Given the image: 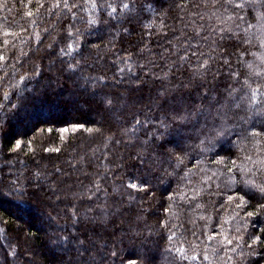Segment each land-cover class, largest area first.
<instances>
[{"label": "trees", "instance_id": "trees-1", "mask_svg": "<svg viewBox=\"0 0 264 264\" xmlns=\"http://www.w3.org/2000/svg\"><path fill=\"white\" fill-rule=\"evenodd\" d=\"M55 2L0 0V54L6 57L0 61V182L7 185L19 177L29 193L23 198L24 203L19 200L14 202L9 197L0 200V229L4 230L0 232V264H80L76 241L72 237L84 239L85 236L109 248L115 244L120 250L116 264H128L129 260L141 264L145 257L150 264H208L203 259L205 252L213 264H264V247L254 245L249 249L244 243H250V238L255 235L264 239V213L253 217L245 215L246 211L256 210L257 201H250L244 208L229 204L227 195L233 194L238 186L229 188L226 184V169L223 165L212 163L217 159L213 153L200 154L196 148L199 143L196 131L190 123L180 125L172 122L176 105L168 101L162 105L159 103V92L165 88L174 92V98L182 96L188 107L201 103L199 93L205 89L216 97L219 105H228L230 108L233 100L240 102V95L248 91L242 88L244 77L249 75L245 64L251 63L255 71L264 72V62L260 59L264 56V48L259 43L260 38L264 37V30L259 27L248 29L247 39L251 41L248 45L229 39L220 41L216 37L220 47L225 48L230 55V65L226 66L220 58L219 48L212 50L211 40L223 27L234 28L235 25L232 21L221 24L212 15L216 12L223 20L228 13L213 8L211 0L207 5L202 0H190L189 7L184 11L177 7L181 0H132L134 9L126 16L95 27L87 24L89 12L80 7L74 8L72 11L76 13V18L73 19L63 7L62 0L59 8L53 7ZM191 4L201 6L191 8ZM188 11L200 13L204 18L193 15L188 20ZM252 11L245 8L239 14L255 23L250 15ZM28 12L32 15H26ZM91 15H100V12L98 10ZM180 16L188 21L189 27L183 29L186 34L191 35L194 25L204 26L202 35L209 36V40L201 41L198 47L212 60L206 79L196 80L189 89L175 91L174 86L188 83L191 77L189 66L184 64L181 67L177 57L170 55L172 49L169 41L183 27L177 22ZM69 22L85 33L81 38V71L75 76H103L105 79L97 91L115 99L114 114L106 112L102 106L74 102L82 91L78 86L81 83L70 80L71 77L62 71L60 60L52 55L68 42L65 37ZM161 23L166 28L157 31ZM123 28H127L128 32L124 33ZM118 29L121 30L120 35L116 36ZM5 32L14 35L6 36ZM37 34L40 39L36 38ZM53 38L58 42L50 49L48 45L53 43ZM93 45H99V48ZM141 48L146 50L141 52ZM241 50H244L242 61L237 58ZM129 53L131 60L136 62L132 72L118 59ZM180 54H183V50ZM54 60L55 63L49 68L47 65ZM173 61L176 63L170 69L169 79H157V76L169 71L168 65ZM197 62L195 58L192 59L193 64ZM232 72L240 73V76L234 78L230 74ZM21 76L25 79L21 80ZM249 83L252 87L264 85V77L250 75ZM196 85L202 87L197 89ZM231 87L241 89L234 98L228 96ZM261 91L264 92V87ZM240 103L241 108L235 110L238 113L236 126L229 137L232 141H237L236 133H240L242 140L247 134L245 130L260 131L264 127V118L261 117L252 121L255 129L252 123L240 120L239 116L249 115L248 98ZM219 105L213 102V108ZM252 107L264 109V103L258 102ZM81 109L86 110L85 115L72 114ZM56 112L58 115L54 116ZM136 119L144 121V124L138 127L133 136L132 125ZM161 120L171 124L167 132L160 127ZM204 123L205 118L200 117L196 127ZM76 124H83L84 128H74ZM87 129H100V132H89ZM125 129L129 130L127 134L123 131ZM160 133H164L163 137L156 140L155 136ZM257 139L262 141L264 147V135ZM16 140L22 142L21 147L10 151ZM165 141L170 142L165 149L157 147ZM243 143L244 151L238 152L233 148L231 159L239 157L238 164L251 169L248 175L260 183L264 181V172L259 170L258 163L253 164L252 161L264 158V151H257L251 142ZM46 148L59 151L45 152ZM182 152L188 156L184 166L176 169L175 157ZM137 153H141L144 158L142 164L139 160L131 159ZM245 155H250L252 161H245ZM197 161L201 162L193 168ZM185 168L192 169L187 177ZM37 172L41 174L39 177L35 175ZM235 175L239 179L240 174ZM141 180L150 186L148 191L125 187L108 197L115 214L110 215L105 224L97 225L71 215L73 204L78 205L82 213L84 208L104 202V190L111 194L114 183L139 184ZM93 181L101 183L102 190L92 201L77 200L72 196L73 192L84 191ZM194 187L204 189V194L194 202L181 201L177 197L176 215L168 218L163 209L170 203L169 195L186 192L191 196L188 189ZM37 200L42 202L43 213L38 211L36 213L39 216L35 217L31 212L35 210ZM14 203H20L31 213L26 216L28 222L22 219L24 213L13 214V210L16 211ZM197 203L203 207L197 208ZM138 216L141 219L138 220ZM38 217L44 221L39 222ZM164 219H168L166 228L160 225ZM205 224L208 225L207 229L203 228ZM217 225H222V228ZM205 231L221 235L209 241L202 234ZM193 232L196 233L195 237ZM173 233L174 238L169 240L168 237ZM53 234L69 239L66 243L53 244L48 239ZM223 236L233 240L226 251L219 245ZM238 237H243V240ZM181 245L186 248L188 255L196 254L197 258L180 260L176 248ZM193 245L198 247L194 248ZM213 249L217 251L214 253ZM65 255H69L70 259H66ZM108 264H112V261L109 260Z\"/></svg>", "mask_w": 264, "mask_h": 264}, {"label": "snow or ice", "instance_id": "snow-or-ice-1", "mask_svg": "<svg viewBox=\"0 0 264 264\" xmlns=\"http://www.w3.org/2000/svg\"><path fill=\"white\" fill-rule=\"evenodd\" d=\"M63 7L71 13L72 18H76V13L72 11L74 8L80 7L83 11H87L90 13V18L87 20V24L90 27H95L101 23H106L109 20H118L121 17L126 16L134 9V3L132 0H82V4L80 0L77 2L70 3L69 0H62ZM190 0H181V3L177 4V7L180 8L181 11H184L186 8L189 7ZM209 0H202L204 5H207ZM211 4L213 8L217 11L222 9L223 13H228V15L224 16V19L221 20L220 16L216 15V12H213L212 15L216 17V19L223 24L225 21H232L235 27L225 26L220 29L214 38H212L211 43L213 45L212 50L216 51L219 48L221 53L220 58L222 59L224 65H230V55L227 54L226 49L220 47L217 43V38L220 41L225 39L235 40L239 44L248 45L250 44V40L247 39V31L248 29L259 27L260 29L264 30V0H211ZM82 5H86L87 7H83ZM41 7L43 5H40ZM61 6V0H56L53 4L54 8H59ZM200 4H191V8H198ZM245 8H250L253 11L250 15L253 16L255 23L250 22L244 15L239 14L240 10ZM99 10L100 15H91ZM254 13V14H253ZM188 20H191L193 15L198 16L200 19H203L204 16L200 13H193L192 11H188L187 13ZM26 15L31 16L32 13L28 12ZM238 21V23H236ZM178 23H181L183 27L179 31L178 35L173 36V39L169 41L171 45V53L170 55L176 56L177 60L180 63V66L183 67L184 64L189 66L191 71V77L188 83H182L178 87L174 86L175 91H179L180 88L189 89L193 86L196 80H204L206 79L209 70H210V61L212 57H206L203 52L199 50V44L201 41L207 42L209 40V36L202 35L204 31V26H193L191 35L186 34L183 29L188 28L189 24L188 21L185 20L184 16L178 17ZM244 25V27H241ZM145 27H150V25H146ZM166 28V25L161 23L159 29ZM121 30H117L116 36L120 35ZM122 31L124 33L128 32L127 28H123ZM242 33L244 35H242ZM4 35H14L10 32H5ZM85 35L84 32L80 31L78 28H74L71 23L69 22L67 29H66V37L65 39L68 41L64 47H60L58 51H54L52 55L59 59L62 65V71L67 73L69 77L75 76L77 72L81 71L82 66V58H80V51H81V38ZM37 39H40L39 34L36 36ZM195 41V44L193 43ZM55 38H53V43H50L48 47L50 49L54 48L55 43H57ZM111 42V41H110ZM7 43V41H5ZM260 46L264 48V37L260 38L259 40ZM187 45V47H185ZM94 48H99V45H93ZM146 48H141L140 51H145ZM183 50V54H180ZM67 57L68 59H64ZM244 57V50L239 51L238 60H243ZM195 58L198 62L193 64L192 59ZM6 57L0 54V61L5 60ZM122 63H124L129 72L133 71V66L136 63L135 61L131 60V53L127 54L125 57H118ZM261 61L264 62V56L260 57ZM55 63V60L53 61ZM176 62L173 61L171 64L168 65L169 71L163 72V75L157 76V79L167 80L170 77V69ZM143 67V65H141ZM245 67L249 69V75L244 77L242 88H246L248 91H245L243 95H240V102L244 101L248 98V112L249 115L239 116L238 118L242 120L244 123H252L256 119V117L264 118V109H254L252 106L259 103H264V92L261 91V88L264 85L258 84L256 87H252L249 83V76L254 75L257 77H264V72L262 71H255L254 66L251 63H246ZM121 72L124 71L123 68L120 69ZM234 78L240 76V73L232 72L230 73ZM21 80L25 79L24 76L20 77ZM79 79L83 80V84H78V81H74L77 83L79 88L82 90L79 92L78 97L76 99V103L83 104L86 106H91L93 104L102 106L106 112L113 113V110L116 105V101L113 97L109 96L108 94H100L97 91L99 85L104 81L103 76H98L95 78L82 76ZM197 89L202 87V85H196ZM241 89L236 87H231L228 96L230 98H234ZM199 95L201 96V103L199 105H195L193 107H188L184 104L183 97L180 96L178 98H174L175 94L173 91L169 89H162L159 92V97L161 98L159 103L162 105L164 101H168L169 103H173L176 107L173 109V116L172 122H178L180 125L191 124L196 131V138L198 139L199 143L196 145V148L199 149L201 155L206 153H213L217 159L213 160L212 163H216L218 165H223L227 172V180L226 184L231 189L232 185H237L236 191L231 194L227 195V202L229 204H235L236 208H244L249 205L250 201L256 200L257 203L255 205V211H246L245 215L247 217L257 216L259 213H264V181L257 183L254 179H252L248 174L251 172V169L245 167L244 164H238L236 159H231L232 156V149L236 148L238 152L244 151V143L243 142H251L252 147L255 148L257 151H264V147H262V141L257 139L258 137L264 135V127L261 128L260 131L253 130L251 132L246 131V135L243 136L242 140L240 139V133H236L238 139L237 141H232L229 137L232 136L234 128L236 126V119L238 113L235 110L241 108V103L236 102L233 100L231 107L229 108L228 105H219V101L216 99L215 96L211 94L207 89L205 91L200 92ZM259 98V100H258ZM24 97L21 96V100ZM207 100L208 103L205 104L204 101ZM213 102L219 105L217 108H213ZM16 107V106H14ZM231 112V114H230ZM114 114V113H113ZM200 117L205 118V123L201 125L199 128L196 126L200 123ZM210 121V123H209ZM144 121L136 119L134 124L132 125V135H135V131L138 130V127L143 125ZM74 128H84L83 124H76L73 125ZM160 127H162L165 132L171 127V124L166 122V120L160 121ZM253 129H255V124L252 123ZM204 128H207V131H204ZM67 129H61V131H66ZM51 131V129L49 130ZM87 131L92 132H100V129H87ZM126 134L129 131L128 129L123 130ZM164 133H160L159 135L155 136L156 140H159L163 137ZM108 139H111L110 137ZM131 142V137L129 139ZM21 141L16 140L15 145L10 151H14L21 147ZM117 144L120 141H116ZM170 143L169 141H165L164 143H160L157 145L160 149H165L166 144ZM31 145V142H29ZM107 147V144L105 145ZM219 149V151H217ZM45 152L49 151H59V149H44ZM187 153H181L175 157L176 163L175 168H181L185 164V159L187 158ZM132 160H139L142 164L144 162V158L141 153H137L135 156L131 157ZM245 161H252V157L250 155L244 156ZM201 161H197V163L193 164V168H196ZM253 164L260 165V171L264 172V158L258 159L257 161H252ZM119 167V166H117ZM56 171H60L57 169ZM107 171V169H106ZM192 169L185 168V177H187L188 173H190ZM235 173H239V179L235 175ZM223 171H221V175H223ZM39 177L41 174L37 172L35 174ZM172 175V173H169ZM215 175V173H214ZM100 178L98 177L97 180ZM116 179H119L116 177ZM181 179H184L182 177ZM210 179V178H206ZM189 184H191V180H189ZM130 188L137 191L146 192L149 190L150 186L146 184L143 180L138 183L128 182L125 184H113L112 193L109 194L105 189V200L102 203H97L94 207L88 206L84 208L83 212L78 208V205L73 204L70 211L71 215L74 218L87 220L90 223H95L97 225H103L108 221L110 215H114L115 212L112 211V205L108 202V197L112 194H116L120 191L121 188ZM220 187L219 185L217 186ZM102 190L101 183L97 181H93L92 184L86 186L84 191L82 192H73L72 196L77 200H85L92 201L96 194ZM189 192L192 193L191 196L187 195L186 192H177L170 194L168 199L170 201L168 207L164 208L163 211L167 214L168 218L176 215L175 207L177 197L181 201H188L194 202L198 198H200L204 194V189L199 187L189 188ZM212 193H209L211 195ZM219 194V193H216ZM28 189L20 182L19 177L15 181L10 184H3L0 182V200H3L5 197L11 198L12 201L19 200L21 203H24V197L28 196ZM131 198V197H130ZM239 201L238 203L236 201ZM14 207L18 213L27 214V209L20 206V203H14ZM197 208L203 207V205L197 203ZM35 210L43 213L42 202L37 200L35 202ZM115 211H118L116 209ZM48 218H51L50 216ZM41 218L38 217L37 220L39 221ZM137 219H141V217H137ZM200 219H204V217H200ZM211 219V217H209ZM75 222V220H74ZM227 223V221H224ZM160 225L162 228H166L168 225V219H164L160 221ZM208 225H203L204 229H207ZM217 227H221L222 225H217ZM3 229H0V232H3ZM264 231V229H262ZM203 235L206 236V239L209 241L215 240L217 236H220L221 233H208L202 232ZM35 235L34 233L32 234ZM192 235L195 237L196 233L193 232ZM175 236H169L168 239L172 240ZM49 241L53 244L59 243H66L69 237L64 236L60 237L58 235L53 234L52 236L48 237ZM76 241V251L77 255L80 258V264H108V261L111 260L112 264H116V260L120 256V250L113 244L110 248L107 247L105 244L96 243L90 240L89 237L85 236L84 239H80L78 237H72ZM238 239L243 240V237H238ZM250 243L248 241H244L249 249H252L254 245L264 247V239L260 235H255L250 238ZM233 243L232 239H228L227 236H223L222 239L219 240L220 248L223 250H227V246ZM193 247H198L197 245H193ZM176 251L179 253L180 260H195L197 258L196 254L188 255L186 248L181 245L180 247L176 248ZM217 249H213L215 253ZM234 251V249H233ZM203 259L208 262V264H213V261L210 259V256L207 252L203 254ZM229 259H231L229 257ZM128 264H137L136 260H129ZM141 264H150L147 257H145Z\"/></svg>", "mask_w": 264, "mask_h": 264}, {"label": "rangeland", "instance_id": "rangeland-1", "mask_svg": "<svg viewBox=\"0 0 264 264\" xmlns=\"http://www.w3.org/2000/svg\"><path fill=\"white\" fill-rule=\"evenodd\" d=\"M49 68L50 67H52L53 66V62H50L48 65H47ZM68 75V74H67ZM68 77H69V75H68ZM80 77H78V76H71V78H70V80H73V81H78V83L80 82L81 84H83V80L82 79H79ZM48 111H50L49 109H47ZM82 111V112H81ZM81 111H79V110H77V111H75V112H72V114L74 115V114H84L85 115V113H86V110H82L81 109ZM71 114V115H72ZM55 115H58L57 114V112H56V114H54V116ZM99 118H100V116H99ZM45 119V118H44ZM46 119H47V117H46ZM169 146H171V145H169ZM168 150H171L170 148H168ZM11 211H12V208H11ZM35 211V212H34ZM34 211H32L31 213L36 217V216H39V214L38 213H36V212H38V211H36V210H34ZM30 212H27V214H31ZM13 214L14 215H18V213H17V211H15V210H13ZM27 214H24V216L22 215V219L24 220V222H28L29 221V219L26 217L27 216ZM20 215V214H19ZM44 220L41 218L40 220H39V222H43ZM19 226H20V224H19ZM41 233V232H40ZM65 258L66 259H70V256L69 255H65Z\"/></svg>", "mask_w": 264, "mask_h": 264}]
</instances>
